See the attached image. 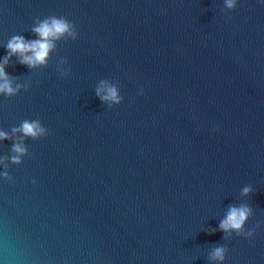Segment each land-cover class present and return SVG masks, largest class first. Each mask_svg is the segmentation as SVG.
<instances>
[{
  "label": "water",
  "instance_id": "water-1",
  "mask_svg": "<svg viewBox=\"0 0 264 264\" xmlns=\"http://www.w3.org/2000/svg\"><path fill=\"white\" fill-rule=\"evenodd\" d=\"M52 15L77 39L5 67L29 87L0 95V130L39 119L49 135L0 178V264H218L219 245L223 264H264V0H0V62ZM242 203L253 237L208 233Z\"/></svg>",
  "mask_w": 264,
  "mask_h": 264
},
{
  "label": "clouds",
  "instance_id": "clouds-1",
  "mask_svg": "<svg viewBox=\"0 0 264 264\" xmlns=\"http://www.w3.org/2000/svg\"><path fill=\"white\" fill-rule=\"evenodd\" d=\"M237 5V0H224V7L233 10ZM30 31L36 39L27 40L22 35H13L6 44L7 55L0 62V95L9 98L14 97L23 89L28 90V84L16 82L15 77H11L5 72V67L13 56L17 57V62L28 69L46 67L51 54L57 51V42L73 40L78 37V32L74 24L64 16H48L43 19L36 18ZM66 59H60L56 65L60 77H67L71 72V67L67 65ZM119 82L111 83L106 79H101L95 88V95L101 102L109 108L119 105L123 100L119 91ZM215 131V129H213ZM49 135V130L45 128L39 119L20 121L18 126H13L10 131L0 130V141H12L10 155L0 156V178L12 181L9 175V164L20 165L23 157L29 155L25 141L28 139L38 140ZM35 183V181H32ZM251 185H246L241 190L242 196L252 193ZM253 215V209L246 203L230 205L224 218L220 221L218 228H209L208 233L214 234L216 231L224 233L222 239L229 240L233 234L237 237L250 238L254 236L255 229L245 231V224ZM260 224L257 223L256 228ZM228 249L225 245L215 246L208 255L209 261L223 264Z\"/></svg>",
  "mask_w": 264,
  "mask_h": 264
}]
</instances>
